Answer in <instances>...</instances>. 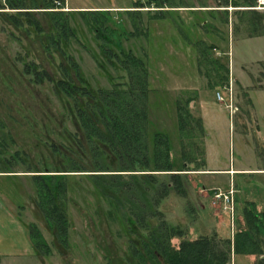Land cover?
<instances>
[{"label": "rangeland", "instance_id": "obj_1", "mask_svg": "<svg viewBox=\"0 0 264 264\" xmlns=\"http://www.w3.org/2000/svg\"><path fill=\"white\" fill-rule=\"evenodd\" d=\"M135 1L143 6H133ZM146 1L66 0L62 11L67 12L64 14L74 36L61 42L62 50L75 59L92 88L110 89L111 78L115 84L124 86L127 75L105 63L92 27L91 19L98 14L94 11H103L101 18L107 20L105 27L110 30L103 32L104 39L113 41L112 45L108 43L109 48L116 53L131 52L147 68L150 148L153 134L167 135L171 162L175 168L183 165L176 114L179 102L180 107L190 104L191 112L188 111L194 120L200 121L203 133L197 132L200 136L195 141L199 142V149L193 147L192 152L200 156V150L203 151L204 168L264 166V145L259 147L256 141L258 132L264 135V99L258 91L264 88V10H257L258 0H171L175 7L162 12L160 19L156 16L161 12L155 6L149 8ZM5 3L6 0H0V6ZM26 4L44 34L39 35L27 24L19 29L13 27L8 16H15V11L0 10V204L7 211V216L0 215L2 264H132L122 222L110 221L107 202L93 195L87 178L81 179L77 174L65 177L69 174L60 172L67 163L66 156L51 153L52 144L57 148L70 146L66 134L75 133L70 113L72 103L58 94L53 84L46 81L34 84L23 71L25 65L34 63L57 80L61 76L59 67L66 63L55 50L46 48L47 36L56 34L49 11L30 9L31 0ZM244 10L256 12L253 22H250L252 14ZM205 23L208 25L204 26ZM210 46L214 47L211 51ZM210 55L228 70V79L220 86L212 85L216 80L213 81L215 73L210 70ZM239 84L249 87L242 88ZM231 86L234 105L238 108L233 118L229 117L225 104L216 99L219 93L227 102L226 91ZM70 155L77 159L76 153ZM27 170L59 171L54 173L57 178H70L67 213L70 226L64 247L57 244L54 231L48 228L34 204L32 173H19ZM193 177L186 176L188 190L184 196L171 191L161 201L158 210L163 219L185 230L186 240L213 235L225 240L244 231L245 197L248 193L250 197L262 194L264 183L257 177L236 176L234 216L231 220L224 213L219 222L209 199L200 196V186L208 184ZM208 197L214 198L212 192L208 191ZM219 206L222 207L218 200V209ZM255 213L264 212L255 208ZM259 219L264 239V218ZM30 224L37 226L50 247L49 256L37 257L33 253L28 233ZM180 243V239L170 241L175 249ZM232 264L261 263L256 256L237 255L233 256Z\"/></svg>", "mask_w": 264, "mask_h": 264}, {"label": "trees", "instance_id": "obj_2", "mask_svg": "<svg viewBox=\"0 0 264 264\" xmlns=\"http://www.w3.org/2000/svg\"><path fill=\"white\" fill-rule=\"evenodd\" d=\"M26 1L6 0V3L0 6V10L15 11V16H8L13 27L19 29L27 24L39 35L44 34L40 23L34 19L31 12H28ZM40 1L39 4L31 0L32 8L30 9L49 11L48 15L56 34L52 32L47 36L46 48L48 51L55 50L66 66L62 64L59 67L58 72L61 76L57 80L51 78L45 70L34 63L25 65L23 72L31 77L34 84L38 85L43 81L53 84L54 90L72 103L70 113L73 115L72 122L75 128L74 135L66 134L70 140V146L60 145L57 148L52 144L51 153L54 156H66L67 163L60 168L62 170L60 172L69 174L65 177L71 178L77 174L76 176L81 179L87 178L94 190L93 195L107 202L109 209L106 213L110 221L119 219L122 222L127 231L126 245L131 263L232 264L233 256L253 255L258 258V263L264 264V257L261 258L264 256L262 249L264 239L261 232L263 227L259 219L264 218V213L257 215L255 206L252 204L246 203L242 212L245 230L225 240L219 239L216 235L186 240L185 230L163 219L158 210L161 201L171 191L178 196H184L188 190L187 173L195 171L190 168L197 171L204 165L203 151L200 150V156L192 152L193 147L199 149V142L195 141L200 136L197 132L203 133L200 121L194 120L187 109V104L180 107L178 102L176 114L183 165L175 168L170 158L167 135L153 134L152 148L149 147L146 103L149 91L147 68L131 52L116 53L109 48V44L112 45L113 41L104 39L106 37L103 32L110 33V30L105 27L107 20L101 18L104 15L103 11H94L98 14H94L91 19L94 22L92 27L101 44L102 55L105 63L110 64L111 67H118V70L124 71L128 78L124 86L115 84L114 80L109 78L111 88L107 90L92 88L83 77L75 59L66 56L61 48L63 40L66 42L74 36L67 23V15L64 14L67 12L62 11L66 0ZM146 2L149 8L155 6L154 8L161 12L159 16H156L159 17L158 19L164 15L162 12L175 7L171 0H147ZM132 5L143 6L138 1L133 2ZM244 11L252 14L250 22H253L256 12ZM207 25V23L204 24V26ZM209 48L210 51L214 49L212 46ZM198 54L200 56L199 52ZM209 60L212 66L211 73L212 71L215 73L213 81L216 80L212 82V85L224 84L228 79L227 68L220 65L211 55ZM187 141H189L188 144ZM67 153L69 155L76 153L77 159ZM19 173H32L30 177H32L36 195L34 204L48 228L54 231L57 244L61 247L66 246L70 226L67 215L70 207V178H57L54 173L59 171L27 170ZM150 220H156L157 223L151 225L148 223ZM28 233L34 253L39 257L49 256L50 247L35 224L29 225ZM172 239L181 240L178 249L171 246Z\"/></svg>", "mask_w": 264, "mask_h": 264}, {"label": "crops", "instance_id": "obj_3", "mask_svg": "<svg viewBox=\"0 0 264 264\" xmlns=\"http://www.w3.org/2000/svg\"><path fill=\"white\" fill-rule=\"evenodd\" d=\"M236 82H238V80L234 79ZM240 85V84H239ZM242 88H247L249 86H241ZM258 91L262 94V98L264 99V88L258 89ZM191 103V101L189 102ZM190 105V104H189ZM189 105L187 106V109L190 111ZM192 107V106H191ZM191 112V111H190ZM258 139L256 140L258 143V146L260 147L261 145H264V135L260 134V132L257 133ZM179 153H180V144H179ZM190 166H188L189 168ZM191 170H195V171H190L187 174L190 175L192 174L195 179H201L206 181V183L208 184L206 187L201 185V192H199L200 196L209 199L210 201V205L211 208L213 209V215L214 217L219 220V222L222 221V215L224 214L222 208L219 209L217 208V204H218V200H216L215 198L212 197H208V191L212 192V194L214 195L215 193L218 192H226L228 191L230 188L235 190V186H234V178L236 176H240V177H257L256 179L261 182L264 183V166H258L255 169H251L248 167H243L240 166L238 168L233 167H229L228 169H222V168H204L202 167L201 169H192ZM207 177H211V179L209 180V178ZM197 183H199V181H196ZM196 184V183H195ZM197 185V184H196ZM208 190V191H207ZM246 203L252 204L255 206V208L258 210L261 209V211L264 212V190L262 194H259L256 197L253 196H249V193L247 195V197H245L244 200V205ZM5 216L7 214V211L5 210V208L0 204V215ZM7 216V215H6ZM9 217V216H8ZM9 219V218H7ZM11 219V218H10ZM12 223L13 220L11 219ZM0 228H2V226H0ZM18 228V227H17ZM17 230V229H16ZM4 258L0 257V264H2Z\"/></svg>", "mask_w": 264, "mask_h": 264}, {"label": "built area", "instance_id": "obj_4", "mask_svg": "<svg viewBox=\"0 0 264 264\" xmlns=\"http://www.w3.org/2000/svg\"><path fill=\"white\" fill-rule=\"evenodd\" d=\"M258 7L257 10H264V0H258ZM225 91V89H224ZM227 102H224L222 96L217 93L216 94V99L218 102L225 104V108L229 113V117L233 118L234 114L238 111V108L236 105H234V93H233V88L232 86L227 89ZM214 198L216 200H219L222 205V210L224 213H227L230 215V218L232 220L234 216V204H235V190L229 189L226 192H218L214 194Z\"/></svg>", "mask_w": 264, "mask_h": 264}, {"label": "flooded vegetation", "instance_id": "obj_5", "mask_svg": "<svg viewBox=\"0 0 264 264\" xmlns=\"http://www.w3.org/2000/svg\"><path fill=\"white\" fill-rule=\"evenodd\" d=\"M31 243V242H30ZM32 251H33V249H32ZM33 253H34V251H33ZM35 254V253H34ZM36 255V254H35ZM37 256V255H36ZM37 257H39V256H37Z\"/></svg>", "mask_w": 264, "mask_h": 264}]
</instances>
